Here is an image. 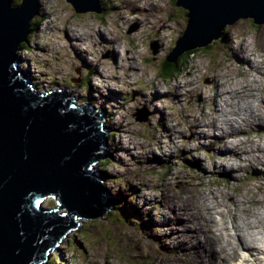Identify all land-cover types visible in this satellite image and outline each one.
Listing matches in <instances>:
<instances>
[{
    "label": "rangeland",
    "instance_id": "obj_1",
    "mask_svg": "<svg viewBox=\"0 0 264 264\" xmlns=\"http://www.w3.org/2000/svg\"><path fill=\"white\" fill-rule=\"evenodd\" d=\"M12 4L20 5L21 0ZM36 8L32 21L37 24L27 36L23 73L35 90L65 91L76 106L95 113L100 129L103 123L106 151L95 170L96 176L108 175L98 178L105 184V201L111 203L106 213L75 225L48 252L49 264H183L180 252H171L194 231L188 234L187 227L196 229L203 221L212 228L200 236L214 233L229 238L230 234L235 244L243 245L231 217L247 215L229 200L238 198L241 204L256 200L258 205L247 207L253 212L264 209V165L245 160L264 157L255 147H264V123L246 126L252 134L246 128L232 133L229 127L215 124L214 116H223L215 110L230 98L219 93L243 83L252 84L255 95L248 100L254 113L264 108L260 105L264 104V64L260 63L264 61V24L240 19L224 26L219 37L185 56L182 70L166 79L160 67L187 22V11L176 6L175 0H103L99 13H76L65 0H38ZM238 97L230 106L224 104L233 122L244 121L247 114V104L235 110L234 106L244 103L243 96ZM208 123L220 131V142L205 136L213 131H208ZM241 131L253 135L256 143L230 137ZM241 141L245 144L240 147L255 148V152L236 159L220 156ZM214 193V207L223 203L219 210L230 214L224 224L219 211L210 209L213 223L203 212L208 210L201 204L202 196ZM187 197L204 214L194 218L191 210L182 211ZM237 225L240 232L245 230L243 219ZM238 251L240 261L229 264H240L243 258L250 262L261 255L244 252L242 247Z\"/></svg>",
    "mask_w": 264,
    "mask_h": 264
},
{
    "label": "water",
    "instance_id": "obj_2",
    "mask_svg": "<svg viewBox=\"0 0 264 264\" xmlns=\"http://www.w3.org/2000/svg\"><path fill=\"white\" fill-rule=\"evenodd\" d=\"M37 1L14 6L0 0V264H49L48 252L75 225L111 206L95 170L107 141L99 118L65 91L35 90L23 73L20 45L27 42ZM65 1L76 13H99L103 2ZM175 4L187 11V22L170 62L208 46L240 19L264 24V0Z\"/></svg>",
    "mask_w": 264,
    "mask_h": 264
},
{
    "label": "bare ground",
    "instance_id": "obj_3",
    "mask_svg": "<svg viewBox=\"0 0 264 264\" xmlns=\"http://www.w3.org/2000/svg\"><path fill=\"white\" fill-rule=\"evenodd\" d=\"M75 40L79 41L80 39L79 38H75ZM82 40H85V38H82L81 41ZM112 42H114V41L110 40L109 44H112ZM112 52L116 54L115 50H113ZM260 63L264 64V61H262V62L260 61ZM248 64H250V63H248ZM253 65H254V63H253ZM259 65L260 64H258L257 66H259ZM219 76H220V74H219ZM103 79H104V77H103ZM216 82H217V80H216ZM256 82L258 83L259 81L257 80ZM251 87H252V84H245L244 85V83H243V85H239L238 89H234V86H233L232 89L219 93L220 96H222L224 94H228L229 95V97H230L229 101L227 99H226L227 101H224V104L227 107L230 106L232 103H234L233 102L234 98H236V99L241 98V97H238V95L243 96L242 98H243L244 103L241 104L242 102H240L236 106H234V107H236L235 110H237V108H239V111H241V108L244 107L245 104L248 105V109L245 110V111H247V114L245 116V120L244 121L243 120L242 121L239 120L237 122H233V121H230L232 119L229 118V113H230L229 110H226L225 105L221 104V105H219V107H217V109L215 111L218 112V113L219 112H223V116L222 117L217 116V115L214 116L215 124L221 123V124H223V126L226 129L229 127L232 133L237 132L240 128L244 130L246 128V126H248V125H251L252 127L253 126H262V124L264 123V108L258 110L257 113H254L251 101L249 102V100H248V98H253L254 95H255L254 93H252L253 90L251 89ZM194 89H196V88H194ZM233 93H235L237 95H234ZM261 94H263V92H261ZM226 97H227V95H226ZM244 99H246V101ZM258 101H260V100H258ZM260 105H261V107H264L263 103H260ZM219 115H221V114H219ZM222 118H224V119H222ZM228 122H229V126L227 124ZM208 125L210 126V129L208 131H212L213 130L211 134H206L205 131L201 132L203 127H201L200 125H199V128L201 130L199 131V133L206 134L205 136H209L210 138H212L213 142H220L221 139L218 138L220 131L214 130L209 123H208ZM241 132L242 133L237 134V135H233V136L231 135L230 137H234L235 139H237L239 137H244V140H247V139L250 138L251 141H254L256 143V141L254 139H252L253 135H247L246 134V133L252 134L250 132V128L247 129L246 133L244 131H241ZM225 134H229V133L222 132V135H225ZM262 135L264 136V133H262ZM195 137H196V135H195ZM243 144H245L244 141H241V143H239V144H237V143L233 144L231 147L226 149L227 153H220V156H224V157L228 156L230 159H236V158H240L241 154H246V153L250 154L251 151H254L255 148H251L250 150H244L243 147L239 146V145H243ZM255 147L257 148V150L259 152H262V154L264 153V147L263 146L258 144V145H255ZM218 149H220V147ZM245 149H246V147H245ZM245 160L247 162L251 163V164L255 163V164H258V165H264V157H259V158L255 157L253 159L246 158ZM248 170H251V168H249ZM238 182H240V180H238ZM263 184H264V182H263ZM247 186L249 187L248 184H247ZM215 196L217 197V193H214V196L211 195V194L210 195L207 194V195H203L202 196L201 199L203 200V203H201V204H203V207L205 208V210H208V212L207 211H203V212H205L208 215L210 209H213V211H219L220 214L219 213L218 214L221 217L220 220L222 221V224H224L223 221L225 219L226 214H228V213H226L224 215L223 212H221L219 210L222 207L223 203H221L220 206H218V207H214L216 205V204H214V201H213L216 198ZM187 198H188L187 201H186L187 204H186V206L184 207V209L182 211H184L185 213H189L186 210H191L192 215H193L194 218H196L195 216H199L201 214H204L202 212V208L200 206L195 208V207H193L191 205L193 203L191 201L192 198H190V199H189V197H187ZM218 198H220V196ZM206 200L209 201V203H207ZM193 201H194V199H193ZM229 201L230 202H235V206L241 207L243 212L245 213V215H247V216L243 217L244 215L241 216L240 214L235 213L234 214L235 215L234 219H233V217H231L232 223L234 222L236 231L241 233V234H239V236L240 235L242 236L240 238L242 240L243 245H241V243L235 244L233 242V240L230 239V237H231L230 234L227 235V236H229V238L223 237L222 234H214V233L211 236L207 235L209 233H207L206 235L200 236L201 233H203V232L206 233L207 229H208V232L210 231V233H211L210 228H212V226H210L206 221L205 222L203 221L201 224H199V227H197L196 229H192L190 227H189L190 228L189 229L187 227L185 230H187L188 234L191 233L193 230L194 231L189 235V237L186 240L181 238V240H184L183 243L179 242L177 244V246H176L177 250H175V251L173 250L171 252L172 254H174V252H178V253L180 252L181 261H182L183 264H229L232 261L233 262L234 261H240L239 251H238L239 247H242V251H244V252H246L247 250H250L252 253L253 252H257L259 255L261 254L258 258H254V259L250 258V262L251 263L249 262V258L248 259L247 258H243L242 262L240 264H262L263 263L262 260H264V257H263L264 256V209L256 211V212H253V211H251L249 209V208H253L252 206L258 205L260 203V202H258L256 200L247 201L246 203H244L245 205L243 204V202L241 204L240 203L241 201L238 198H235V199L229 200ZM191 207H193L194 209H190ZM228 215L230 217V214H228ZM209 218H210L211 222L213 223V215L209 214ZM241 219H243V222H244V226H245V230L244 231H245V233H244V231L240 232L239 226L237 225L238 221L241 220ZM180 224H181V222H180ZM203 224H204V226H203ZM214 224H215V222H214ZM216 224L219 225L218 222ZM181 226H183V225L181 224ZM182 230H181V232H182ZM262 231H263V233H261ZM184 232H186V231H184ZM237 237H238V235H237ZM198 238H201V242H195V243L192 242L193 240L195 241ZM222 239H224V240H222ZM185 241L187 242V245H184V244H186ZM232 244L236 247L237 251L233 247ZM179 246H182L183 249L179 248ZM190 248H191V251H189ZM177 256H179V255H177ZM167 258H170V257L167 256L165 259L167 260ZM186 260H187V263H186ZM163 262L164 261H161L158 264H161ZM175 263L176 264H181L179 262L178 263L177 262H173V264H175ZM164 264H169V263H167L165 261Z\"/></svg>",
    "mask_w": 264,
    "mask_h": 264
},
{
    "label": "trees",
    "instance_id": "obj_4",
    "mask_svg": "<svg viewBox=\"0 0 264 264\" xmlns=\"http://www.w3.org/2000/svg\"><path fill=\"white\" fill-rule=\"evenodd\" d=\"M14 5V4H13ZM14 6H16V5H14ZM37 24V22H34V21H31V23H30V29H29V32L32 34V33H34L35 32V28L36 27H34L35 25ZM28 40V39H27ZM27 43L28 42H26V43H22L21 45H20V49H26L27 47H28V45H27ZM195 50H193V51H188V52H185V53H183L182 55H179L174 61H167L166 59H165V61L163 62V64L161 65V67H160V75H161V77H163V78H170V77H172V76H174L175 74H177L178 73V71H180V70H182V65H183V62H184V57L185 56H187V55H189V54H192L193 52H194ZM84 82H86L85 81V79H84ZM86 85H87V83H86ZM100 178H106L108 175L107 174H105V173H101V174H99L98 175ZM102 184V188L103 189H105V184L102 182L101 183ZM123 201H121V203H122ZM118 207L119 206H116V209H118ZM123 211V210H122ZM135 213H137L136 211H135ZM138 214V213H137ZM147 223H149V222H147ZM53 260H54V262H55V258H53ZM62 264H65V263H62Z\"/></svg>",
    "mask_w": 264,
    "mask_h": 264
}]
</instances>
